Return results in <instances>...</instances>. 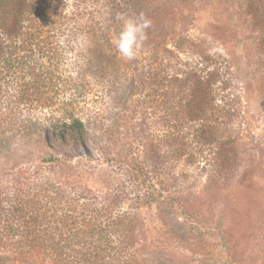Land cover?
<instances>
[{
  "label": "trees",
  "instance_id": "trees-1",
  "mask_svg": "<svg viewBox=\"0 0 264 264\" xmlns=\"http://www.w3.org/2000/svg\"><path fill=\"white\" fill-rule=\"evenodd\" d=\"M87 3L117 21L114 0H0V264H168L208 235L200 201L254 181L246 93L222 54L193 49L172 66L154 51L130 78V107L93 125L47 112L60 91L55 43L92 25ZM237 3L264 52V0Z\"/></svg>",
  "mask_w": 264,
  "mask_h": 264
},
{
  "label": "rangeland",
  "instance_id": "rangeland-1",
  "mask_svg": "<svg viewBox=\"0 0 264 264\" xmlns=\"http://www.w3.org/2000/svg\"><path fill=\"white\" fill-rule=\"evenodd\" d=\"M114 3L119 7L117 21H113L109 6L87 3L90 16L87 21L92 25L69 35H58L55 45L60 58L55 68L59 76L56 87L60 91L56 104L47 112L58 117L64 110L93 125L95 113L125 112L130 107L127 96L134 99L128 87L130 78L145 71L144 65L154 51L172 66L194 60L190 53L193 49L222 54L241 77L247 97L241 103L248 116L241 129L247 135L243 149L252 147L260 160L247 173L254 179L247 189L231 193L225 201L218 197L214 202L209 199L199 202L198 215L207 221L208 235L194 239V252L173 253L179 256L169 255L164 262L264 264V52L257 48L253 32L238 11L237 0H114ZM141 13L152 21V26L137 57L126 61L114 45L122 27L118 17H138ZM142 125L149 129L148 119ZM147 129L145 133L149 134ZM89 152L97 157L92 149Z\"/></svg>",
  "mask_w": 264,
  "mask_h": 264
},
{
  "label": "clouds",
  "instance_id": "clouds-1",
  "mask_svg": "<svg viewBox=\"0 0 264 264\" xmlns=\"http://www.w3.org/2000/svg\"><path fill=\"white\" fill-rule=\"evenodd\" d=\"M122 20L120 32L114 38V45L119 56L131 61L137 57L139 49L147 40V30L152 26V21L143 13L138 17H118Z\"/></svg>",
  "mask_w": 264,
  "mask_h": 264
}]
</instances>
